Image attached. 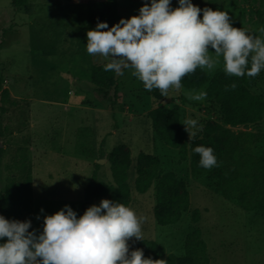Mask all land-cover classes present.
Listing matches in <instances>:
<instances>
[{"label": "rangeland", "instance_id": "obj_1", "mask_svg": "<svg viewBox=\"0 0 264 264\" xmlns=\"http://www.w3.org/2000/svg\"><path fill=\"white\" fill-rule=\"evenodd\" d=\"M115 1L119 21L139 15L143 4H150V0ZM192 3L201 9L226 11L233 27L264 39L260 31L264 29V0ZM178 6V0H171V8ZM86 34V0H28L20 8L12 7L11 0H0V86L15 101L11 105L0 97V106L5 108L0 115V190L8 189L16 196L21 221L31 220L30 231L40 233L44 216L65 205L79 218L84 190L96 173L107 194L94 205L103 199L120 204L126 201V207L144 218L143 241L162 246L165 255L182 258L186 235L198 229L208 264H264V217L223 199L214 190L215 179L194 178L190 173L193 150L183 123L194 119L202 126L221 124L219 110L206 99H189L185 95L189 91L182 88L169 89L167 97L158 89L146 91L130 68L124 69L123 75L115 73V86L107 96L98 95L89 68L109 60L88 54ZM209 51L214 53V49ZM218 68L223 69L222 59ZM201 72L207 79L214 73ZM250 91L264 100V69ZM157 106L166 112L177 111L180 136L186 145L185 161L153 131L148 113ZM190 130L196 131L194 138L200 137V130ZM231 130L258 134L252 154L264 159V114L254 125ZM113 155L128 165L130 193L119 199L113 197L116 187L109 162ZM149 157L159 160L162 173H174L188 193V210L174 225L156 223L153 186L145 193L134 190V180ZM99 160L103 163L98 164ZM140 242L135 237L129 240V252Z\"/></svg>", "mask_w": 264, "mask_h": 264}, {"label": "clouds", "instance_id": "obj_2", "mask_svg": "<svg viewBox=\"0 0 264 264\" xmlns=\"http://www.w3.org/2000/svg\"><path fill=\"white\" fill-rule=\"evenodd\" d=\"M178 4L173 9L171 0H150L139 15L121 18L111 28L98 21L86 34L88 54L108 59L105 71L123 75L124 69H132L131 75L146 91L158 89L164 97L169 89L180 91L182 79L196 69L214 72L221 59L228 76L255 77L264 69V39L233 27L226 11L201 9L192 0H178ZM185 95L203 101L207 93ZM183 125L189 141L196 135L190 129L203 127L194 119ZM194 152L200 156V167L218 166L211 147L197 146ZM143 220L133 209L108 199L90 206L79 218L65 205L44 216L40 233L30 231L31 220L0 215V240H6L0 244V264H167L164 259L144 258L141 249L129 252V240L143 241Z\"/></svg>", "mask_w": 264, "mask_h": 264}, {"label": "trees", "instance_id": "obj_3", "mask_svg": "<svg viewBox=\"0 0 264 264\" xmlns=\"http://www.w3.org/2000/svg\"><path fill=\"white\" fill-rule=\"evenodd\" d=\"M27 1L11 0V5L14 8H20ZM98 21L106 22L109 28L119 22L115 0H86V31L95 29ZM1 46L0 41V49ZM105 64L92 65L89 68L91 84L96 93L104 97L115 86V72L105 71ZM256 77L228 76L222 68H218L207 79L198 68L194 73L186 75L181 84L182 89L187 91H196L205 87L206 101L219 110L221 117V124H206L200 130V137L191 140L193 150L189 160L191 175L194 178L215 179L214 190L223 199L233 200L242 210L258 212L264 217V159L252 154L253 146L259 141V136L252 131L243 130L235 133L231 130L232 128L254 125L262 120L263 97L250 91ZM232 84L236 85L234 89L230 87ZM7 95V91L1 90L0 86L1 99L14 105L15 101ZM112 104L114 105V101ZM3 113H5V108L0 106V115ZM148 119L159 139L166 146L176 149L179 160L185 161L187 158L186 145L180 136L177 111L172 109L166 112L157 106L148 113ZM198 144L213 149L218 166L211 169L199 166L200 156L194 152V148ZM109 162L116 187L113 192L114 199L127 197L130 193L126 184L127 163H119L114 155L110 156ZM158 167L159 160L156 157H149L145 167L138 172L134 180V190L137 193H145L153 186L156 223L160 226L174 225L188 210L189 196L183 188L181 180L174 173H162ZM106 194L107 192L102 190L97 182L96 173H93L91 181L84 190L79 216H82L87 208L94 205L96 199H102ZM122 204L127 206L126 201ZM0 215L8 220L21 221L22 218L19 202L8 189L0 190ZM5 242L6 240H0V244ZM137 249L143 250L144 258L164 259L167 264L209 263L206 245L202 241L198 229H194L186 235L182 258L173 254L165 255L163 247L151 241H141Z\"/></svg>", "mask_w": 264, "mask_h": 264}, {"label": "water", "instance_id": "obj_4", "mask_svg": "<svg viewBox=\"0 0 264 264\" xmlns=\"http://www.w3.org/2000/svg\"><path fill=\"white\" fill-rule=\"evenodd\" d=\"M101 163H103V160H99V161H98V164H101Z\"/></svg>", "mask_w": 264, "mask_h": 264}]
</instances>
